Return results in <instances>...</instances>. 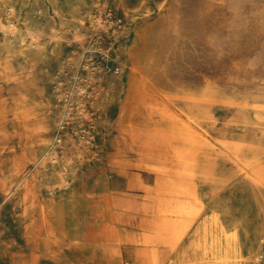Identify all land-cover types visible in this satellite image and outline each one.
<instances>
[{"label": "rangeland", "instance_id": "obj_1", "mask_svg": "<svg viewBox=\"0 0 264 264\" xmlns=\"http://www.w3.org/2000/svg\"><path fill=\"white\" fill-rule=\"evenodd\" d=\"M8 1L0 264H264V0ZM136 62L186 122L136 106ZM136 125L206 143L148 158Z\"/></svg>", "mask_w": 264, "mask_h": 264}, {"label": "bare ground", "instance_id": "obj_2", "mask_svg": "<svg viewBox=\"0 0 264 264\" xmlns=\"http://www.w3.org/2000/svg\"><path fill=\"white\" fill-rule=\"evenodd\" d=\"M31 1L32 3H36V4H44V1L41 2L40 0H26V2ZM222 1V0H221ZM251 1V0H250ZM256 1V0H254ZM259 1V0H258ZM208 2V1H207ZM260 2V1H259ZM13 1L9 0L8 1V5L6 7L7 11L9 13V16L12 18H14V8H13ZM30 3V2H29ZM216 3V2H215ZM219 3V2H218ZM221 3V2H220ZM255 3V2H253ZM258 3V2H257ZM255 3V4H257ZM262 5V3H260ZM218 5V4H216ZM221 5V4H220ZM212 6V5H211ZM254 6V5H253ZM258 6V5H257ZM225 7V5H224ZM262 7V6H261ZM42 8V7H41ZM215 8V7H214ZM250 8H252L250 6ZM258 8V7H257ZM256 8V9H257ZM217 9V8H216ZM225 9V8H224ZM221 10V9H220ZM254 10V9H253ZM259 10V9H258ZM264 10V9H261ZM200 11V10H198ZM250 11H252L250 9ZM260 11V10H259ZM23 12V11H22ZM257 12V11H256ZM221 13V12H220ZM261 13V12H260ZM257 13V14H260ZM264 13V12H262ZM210 14V13H209ZM222 15V14H221ZM252 16V15H251ZM222 17V16H221ZM255 17V16H254ZM254 17H252L253 19H255ZM262 17V16H260ZM9 19L7 22V29H13L17 30V26L14 25L13 20ZM259 18V17H258ZM262 19V18H260ZM258 21V20H257ZM254 22V21H253ZM260 23V22H259ZM257 25H260V24ZM254 24V23H253ZM264 24V23H261ZM146 25V24H145ZM147 26V25H146ZM262 26V25H261ZM260 28V26H259ZM264 28H261V30ZM22 30V29H21ZM166 30V29H165ZM260 31V30H259ZM140 32V31H139ZM259 35V34H257ZM260 36V35H259ZM167 37V36H166ZM264 38V37H261ZM260 39V38H259ZM258 40V39H257ZM264 40V39H262ZM261 40V41H262ZM160 41V40H159ZM163 41V40H162ZM254 41H256V38L254 39ZM164 42V41H163ZM162 42V43H163ZM166 43V40H165ZM216 43V42H215ZM256 44V43H255ZM215 45V44H214ZM247 45V44H246ZM258 45V43H257ZM250 46V45H249ZM261 46V45H260ZM264 46V45H262ZM242 47V46H241ZM247 47V46H246ZM252 47V46H251ZM159 48V47H158ZM164 48V47H163ZM162 48V49H163ZM245 48V47H244ZM257 48V47H256ZM255 48V49H256ZM240 49V48H239ZM262 49V48H261ZM159 50V49H158ZM246 50V49H245ZM243 49V51H245ZM254 50V49H253ZM264 50V49H262ZM156 51V50H155ZM164 51V49H163ZM212 51V50H211ZM237 51V50H236ZM250 51V50H249ZM247 52V51H246ZM145 53V51H144ZM212 53V52H211ZM241 53V52H238ZM242 54V53H241ZM248 54V52H247ZM239 55V54H238ZM237 55V56H238ZM255 55V54H254ZM229 56V55H228ZM257 55H255L254 58H256ZM247 57V55H246ZM258 57V56H257ZM139 58V57H138ZM231 58V57H230ZM245 58V57H244ZM224 60V59H223ZM226 60V59H225ZM240 60V59H239ZM246 60V59H245ZM243 61V60H240ZM261 61V60H260ZM264 61V60H262ZM233 62V61H232ZM247 62V61H246ZM227 63V61H226ZM211 63H209L210 65ZM224 64V63H223ZM248 64V63H247ZM225 65V64H224ZM241 65V64H239ZM226 66V65H225ZM250 66V65H249ZM261 66V65H260ZM139 64L136 62L135 64H133V68H132V72H133V77L130 78V82L129 85L131 87V93H132V98L131 99H136V106H143V107H151V108H162L165 109L169 112H171L172 116L174 118L179 119L182 122H186L187 119L185 117H183L178 111L174 110L173 107L170 106V104L164 99H158V95L161 93L167 94V93H171V92H175L177 90V86H175V84L173 85L166 77L165 74H163L161 77H159V79H157L156 82H148L146 80H144V78H142L139 74ZM231 67V65L229 66ZM260 68V67H259ZM240 69V68H238ZM210 70V69H209ZM241 70V69H240ZM211 71V70H210ZM228 71V70H227ZM231 72V71H230ZM245 72V71H244ZM260 72V71H259ZM233 74V72L231 73ZM254 74V73H253ZM214 75V74H213ZM233 77V76H232ZM240 78V77H239ZM242 78V77H241ZM212 79V76L211 78ZM234 79V78H233ZM245 79V78H244ZM215 80V78H214ZM235 80V79H234ZM222 81V80H221ZM233 81V80H232ZM236 81V80H235ZM4 83V82H3ZM217 84V83H216ZM199 87V86H198ZM129 96V95H128ZM129 99V100H131ZM132 101V100H131ZM183 132V131H182ZM170 129V130H158L155 129V127H151V126H138L136 125V146L138 148H142L143 150H147V154H148V158H152L154 155H152L150 152L154 153H159L161 158H168V159H177L180 160L184 163H187L190 168L195 164L196 162V152L194 150L191 149H186V148H181L179 146L174 145V143L177 144H193L195 143V139L197 140H201L200 142L202 143H206V141H204L202 138L198 136H193V135H188L187 133H182ZM198 133V132H197ZM187 172V171H186ZM188 173V172H187ZM191 173V172H190ZM168 212L172 213L175 215V217H177V222L179 220L184 219V214L179 212L178 210L170 209ZM160 213V212H159ZM161 214V213H160ZM163 214V213H162ZM165 214V213H164ZM169 214V213H168ZM154 216V215H152ZM127 219V217H126ZM159 220V219H157ZM128 221V220H126ZM144 221V220H143ZM148 221V219H147ZM155 221V220H153ZM143 223V222H141ZM145 223V221H144ZM149 223V221H148ZM151 223V222H150ZM146 224V223H145ZM154 224V223H153ZM141 225V224H140ZM144 226V224H143ZM140 227V226H139ZM160 227V224H159ZM156 230V229H155ZM159 230V229H158ZM151 231V230H150ZM160 231V230H159ZM157 231V232H159ZM156 234V233H155ZM145 235V234H143ZM157 235V234H156ZM152 236V235H150ZM149 236V237H150ZM154 239V238H153ZM158 240V239H157ZM154 241V240H153ZM160 241V240H159ZM156 243V241H155ZM110 264H115L111 263Z\"/></svg>", "mask_w": 264, "mask_h": 264}]
</instances>
